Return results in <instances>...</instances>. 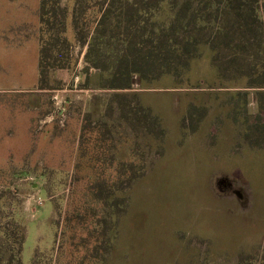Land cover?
Instances as JSON below:
<instances>
[{
  "label": "rangeland",
  "instance_id": "1",
  "mask_svg": "<svg viewBox=\"0 0 264 264\" xmlns=\"http://www.w3.org/2000/svg\"><path fill=\"white\" fill-rule=\"evenodd\" d=\"M124 1L0 0V264H264V112L251 65L219 77L211 60L225 15L250 21L264 63V0H189L174 29L183 0L161 18L149 0L131 33L115 26ZM120 34L156 54L154 73L101 88Z\"/></svg>",
  "mask_w": 264,
  "mask_h": 264
},
{
  "label": "trees",
  "instance_id": "2",
  "mask_svg": "<svg viewBox=\"0 0 264 264\" xmlns=\"http://www.w3.org/2000/svg\"><path fill=\"white\" fill-rule=\"evenodd\" d=\"M188 1L189 0H183L181 9L176 10L170 14L168 21V26L170 27V29L176 28V24L180 21L181 13H183V11L186 9L187 4H189ZM148 2L149 0H125L123 2V6L120 12L121 14L126 15L128 17L123 18L124 24H122L121 21L119 20H115V26L122 29L124 28L125 30H127V32L131 33L134 28L132 25L134 18H139L141 17V15H147L151 17L150 15L151 10L148 7L149 6ZM170 2L171 0H160L159 5L161 8L158 10V12H156V9L153 10L152 12L154 18H156V16L161 18V16L165 15L163 13L165 12V8H167L171 4ZM217 7L218 5H212L211 10L214 11L218 9ZM193 15H194V20L200 29L202 28L200 25H204L207 21H210L207 20V18L198 10H196ZM43 19L44 18H42V24L44 23ZM238 19L239 17L236 16L235 17L232 16L231 18H228L225 15L219 18L217 17L213 18L212 21L213 23H215V27H216L214 40L215 42L218 41L219 44L212 47L211 60L212 63L215 64L219 77L223 76L225 63H227L231 67H235V65L241 66L243 61H244V65L246 66L251 65V69H252L251 75L252 77H254L255 80L249 81L245 87L255 88L254 98L256 99L259 110L261 112H264V63H258L256 61L257 57L260 55L259 52L257 54H254L249 49V47L251 46L252 38L246 35L245 28L246 26L249 27L248 25H250V21L246 19L244 24H236L238 22L237 21ZM148 27L149 25L147 26L145 23L142 29V31H144L146 35H148V33L150 32ZM139 28L140 26L138 25V29ZM94 30H95L94 32L95 34H100L102 37H107L109 35L105 14L101 13L99 15V19L95 24ZM122 33L123 35H126L124 31ZM236 33L241 34L237 42L235 41V37H234ZM123 35L121 36L123 37V40L126 42L125 48L116 54V60L114 62V65L112 66L113 69L111 70V73L106 79V83L103 84L101 88L130 90L132 89L135 83L143 84L145 81H147L150 78L151 74L154 73L156 67V54H153V51L150 49L146 52L145 56L138 58L137 54L133 53L132 50L133 47L129 45L132 44L134 41H132L131 43L127 42L126 37H124ZM158 35L159 37L157 38V40H159L160 43L162 44L164 41V36H163V31L161 29ZM194 41L195 40H192L188 42L186 46L178 48L176 50L178 58H181L182 55H185V59H184L185 61H182V63H187V65L191 64L193 61H195L198 58V55H202V52H199L198 55L194 54L190 50L191 48L188 47V45H193ZM41 43H42V39H41ZM218 47L220 50L217 51ZM221 48H223L225 51L228 52V55L227 57H225V59H223L220 56L219 51H221ZM164 51L165 50L162 49V52ZM89 56L90 54L88 53V59ZM44 63L45 62H43V58H42V63H41L42 69L44 68ZM94 66L97 67L96 64ZM94 77H96L97 79L96 74H94ZM248 93L249 92H246V90H241V91L238 90L236 93H231V95L233 97L239 95V96H243L244 98L246 95H248ZM243 98H241L242 100L240 98L236 99V103L239 108L244 106Z\"/></svg>",
  "mask_w": 264,
  "mask_h": 264
}]
</instances>
